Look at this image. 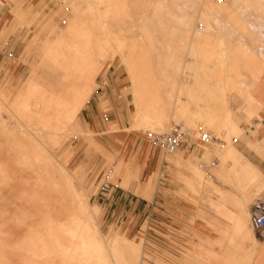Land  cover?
Masks as SVG:
<instances>
[{"label":"rangeland","instance_id":"rangeland-1","mask_svg":"<svg viewBox=\"0 0 264 264\" xmlns=\"http://www.w3.org/2000/svg\"><path fill=\"white\" fill-rule=\"evenodd\" d=\"M202 1L123 0V3L126 5V15L128 17L126 15H123V18L120 17V19L112 20L107 23L103 20H100L101 22L103 21L105 25L107 24V27L102 30L103 32H109L110 29V31L112 32L110 33V35H114L113 33L119 32V30H121L120 32H122L125 36L121 37L120 40L126 45L128 42H130L131 44H135L136 41H143V36L141 35L142 37H140V34H142V32L140 33V30H142L141 27L143 25L150 31L152 30L151 32L154 33L156 37H154V41L157 43L156 50H154V52H150V55L154 53V55H152L156 56L153 57L151 55L150 58L149 55V60L154 66H156V70L152 71L151 73V78L156 83L155 87L159 91L160 96L163 99L164 106H166V109L168 111H170V109L174 107L173 109H171V112L172 110L174 112V100L176 96L183 95V99L179 102V104H186V101H184V97L186 95H191L196 99L193 110L196 114H202L203 116L201 115L202 117H199L196 115V118L193 119V116H191L190 118L189 116H177L178 118H176V116L174 115L175 118L173 119L171 117L167 122L168 124L166 123V125L163 127L164 129L156 128L154 123L151 122V124L150 121L148 122L150 124H143L146 128L140 127L141 129L137 128L138 130L131 129L130 127L134 124V122L136 121L135 118L137 117L136 103L132 91L133 85L131 83V76L127 68H125L126 66L124 65L126 64L123 62V58L121 56H130V54L133 52V48L131 50V46L133 45H130L128 43V45L126 46L123 43L125 46L124 48H122V50L112 47L109 49L108 54L102 59L97 54L96 46L92 45V52H94V55L92 54L93 59L96 56L95 58L97 59V61L100 60V62L98 63L103 66V68L95 77L96 85L94 87V90H92L89 94V97L80 110V113L78 114L76 120H70L68 121L69 123H61V128L57 130L56 135L52 140L53 142H48L49 144L47 143L44 152L41 148L38 149L39 153L42 152L41 155H43V153L46 154L47 156H44L51 159L53 163H57V165L59 162L65 163L67 161L65 163L66 167L73 173L80 176V185L84 189H87L90 193L89 203L92 206H98L95 202V197L97 194H99L98 192L100 187V177L102 172L111 167L114 163H116L114 182L116 183V185H119L121 187L124 186L123 188L125 189H129L144 195L145 192L157 182L156 181L152 184H146L145 182L142 184L139 183L137 171L140 167H138V165L134 166L131 161L128 162V160H130V147L128 148V146H126L125 144L128 143V141L131 139V137H133L134 134H137L139 137H141V143H139L137 147L139 166H148L149 168H151L152 158L160 155V161L162 158V160L164 161V165L162 167V173L160 172L159 176L162 175L164 176V178H168V180L175 182L180 181L184 183V185L188 189L184 191H188L190 195L184 194L183 190H180V192L183 195L189 197L192 202H195L194 194H199L201 184L204 182L212 184V178L209 174L210 172L208 171H212L214 166V172L217 168V165H223L222 160L225 163H228L227 159L233 156V153L228 154V156L224 155L222 144L229 140V136L231 140L234 137L238 138V140H242L241 138H243L246 130L252 133V131L250 130V126L253 125L256 126V128L258 127L259 124L255 123L253 120L256 117H259V108L257 109L256 113L252 114V116L248 114V111L246 110V108L248 107V103L242 93H245L247 89L246 87H248L251 84L250 82H252L251 72L258 71L255 65L264 64V13H262L264 11V0H211V7H208V4L206 5V3ZM258 1H261V3H259ZM21 2L23 7L26 8V11L21 14L20 19L28 22V25L16 22L15 32L11 33L5 40H0V87L6 88L3 91L0 90V95L3 96L2 98L5 97V99H2L0 96V100L4 102L3 104L0 103V123L2 124L3 121L1 120H4L5 123L3 124H7L6 122H8L10 124L9 126L12 129L14 128L15 130L19 131H12V135H16L17 133V135H27L30 144L32 143V148H28L27 151L33 152L34 146H37V142L32 140V138L34 137L33 135L34 133H36V135L39 133L40 135L38 134V136L41 137L42 132L33 130L35 127H37L33 122L34 118L30 119L27 115H24L22 113L17 114L14 113L15 111L11 112L9 110L11 108L10 104H12V102H21L19 101L21 99L17 98H22V96L25 95V92L27 93V91H25V86L29 81V78L32 75L33 71L38 72L36 76L37 79L40 78L39 75H42L44 79L52 80L58 83L60 88L53 89V92L56 96H58L62 92V88L64 89L68 86V83L65 82L56 73H53L52 70H43L41 68L42 63L46 60V49L48 46L50 47L56 44L53 43L54 41L58 42L59 37H61L59 33H61V35L62 33H64V31L66 30L65 28L68 26L67 23L75 14H78L81 18L80 25L85 26L87 21H89V17L93 16L94 10L92 9H94V6H97V3L96 0H21ZM88 6L92 8L90 9ZM10 10V0H3L2 2H0V29L5 14L7 12H10ZM228 10L231 12L232 10H234L233 15H239V17L242 18L241 22L240 20H237L238 22L233 19L231 20V12H229ZM87 12H89L90 14ZM128 12H130L132 15H128ZM207 12L210 13L208 14ZM203 13H205L206 15ZM188 14L196 15L199 17L194 23V27L196 26L195 28L199 32L193 35L194 43H192L191 45H187L184 42L187 39V26L185 27V20L187 19V17H189L187 16ZM202 14L205 17L207 16L204 21L206 19L209 20L206 23L204 22V28L199 27L200 23H203L201 17ZM11 21H15L14 16H12ZM239 22L242 23L241 26H243V28L240 27ZM116 23H118V25ZM124 27L126 29H124ZM130 30H133V32ZM126 32L127 36H129L130 33H133L131 35L133 38L131 36L130 38L126 37ZM158 33L161 35H159ZM103 35L101 34V37L99 39L104 38ZM32 38H36L35 44L38 45L37 47L39 48V50L37 51V55L31 53L27 56L26 60H24L22 54L25 45ZM95 39L96 38H94L93 41H95ZM237 42H241L244 44L243 47L245 52H238L236 54L233 53V49L236 46ZM201 45H207L213 51H216L210 59L211 64L215 65L211 69L204 70L201 67V58L197 53V50ZM221 48H227L228 53H225L223 55L222 51H220ZM249 51H252V54L254 56V59L252 60L249 57ZM113 54L114 56L111 59ZM222 56L225 59L224 62L227 61V63H230L232 61H236L242 65L240 68V72L242 74L240 79L242 80L239 81V83L237 84L238 86L234 87V89L229 92V99L224 102L225 104H227V107L232 106L230 109L235 114L236 121L239 122L243 120L240 122V126L242 127L241 129L243 132L239 130V135L234 132L236 134L234 137L232 136L234 134L230 131V127L221 126L223 118H220L219 120L216 115V113L218 112H224V108L222 109V107L224 106L220 105L221 103L214 99L216 94L219 92V87L215 84L216 80L218 78H223L224 73L227 72L225 68H221L220 66H218L220 57ZM251 64L255 66V69L252 68L253 66H251ZM246 65H249V68L246 67ZM207 74L210 75V80L204 78V76ZM22 93L24 95H21ZM207 95H209L208 100L206 98ZM25 97L26 95L24 96V98ZM37 97L38 96H35V100L41 99L40 97L39 99ZM24 98H22V101ZM32 98L34 99V97ZM32 98L31 101L33 100ZM172 98H174V100ZM25 100L26 99H24V101ZM92 105L96 106L95 113L94 115L88 116L87 111H90V107ZM205 109L211 111L208 113L207 117H205V115L203 114ZM58 110L63 111L60 109ZM14 116L17 118H15ZM208 118L210 119V121ZM94 119L97 122H104L105 120L106 124L108 122H111L107 132L117 139V141L121 145L120 148L114 147L108 149L103 146L102 143H100V141H104V136L106 135L103 132H100V126H98V124L95 125L92 122L94 121ZM60 121H62V119H60ZM77 122H80L82 124L81 130L76 127ZM175 122H179L183 126L188 128L191 134L190 141L193 142V144L188 150L181 147V150L178 153L173 154L167 153L161 147L156 146L152 141L151 135L153 133H160L169 130L171 125ZM4 126V130L0 129V168H4L5 166L4 169H6V172H0V212L4 211V214L2 216L0 214V221L5 225L11 223L18 224V228L14 229L17 235L15 239L17 242H22L27 239L29 234L36 235L41 233V230H43L42 233L46 232V229L43 227V223L47 220L50 210L48 202H50L51 199H54V197L59 198V194L55 190H52L48 186L47 182H39L37 185V189L40 192L43 191L42 193H44L45 195H43V198H40L39 200H33L29 197L21 198L19 196L18 193L20 191L22 192L26 187L31 186L32 182L26 179L28 174L23 171L24 168H28V164L26 165V163H23V160H21V151L19 150V152L17 150L18 154L16 155V150L12 147L15 150L14 151L11 147L9 148L8 144H5L8 142V135L6 136L5 134L8 131L7 126ZM73 127H75V130L77 132ZM151 127L155 130L151 129ZM201 128L204 129V132H210L218 139H212L206 142L201 141ZM239 131L237 132L239 133ZM20 132L22 134H20ZM58 134H60V136ZM234 144L235 142L233 140L232 145L235 146ZM196 151H198V159L196 160L198 166H195V168L191 164V166H182L181 164L184 165V162H186L187 160L197 165L193 157ZM217 152H221L222 160L218 156ZM205 154L207 155L205 156ZM12 155H14L15 159ZM200 155H202V158ZM216 158L218 162L217 164H213L216 162ZM57 165L52 164L51 166L53 168H57ZM126 166H130L133 177L127 174L126 171H124ZM33 167H41L42 169L47 168L43 165L37 166V164H35V166ZM117 168L120 175L117 172ZM122 169L128 176L124 174ZM195 170H197V174L195 173ZM15 174H19L20 177H15ZM196 175L198 176V180H195ZM215 178L218 179L223 185H226L223 177L215 176ZM218 189L220 188H214L213 190L214 195H216L217 197L216 199L208 197V199L203 200V202H207L208 200L209 204L208 202L207 204L213 214H207L205 212L203 213H205L208 217H216L217 222L219 223V227L229 228L227 226L229 225V223L221 215H219L213 205L214 202L216 203L221 201L220 195L218 194ZM263 192L264 184L262 185V190L259 192V195L253 196L252 198L248 199V211H250L249 207L252 202L255 201L257 197L261 196ZM35 207L37 210L35 209ZM237 207L238 204H236L235 208ZM220 209L224 210L223 213L230 212L229 208L225 206H220ZM101 214L99 207L96 219L99 222V229L101 234L105 235L109 243H111L115 238L123 236L129 240L140 239L138 237H129L124 235L121 229L116 228L115 230H109L106 227L104 221H102ZM249 218L250 214L248 217V223H250ZM205 223L214 230L213 226H211L207 222ZM215 226L218 230L219 238L221 240H224L225 242L227 240L226 236L221 233V228H219L217 225ZM7 228L8 227H5V229ZM35 228H38V230H36ZM215 233L217 234V232ZM0 235V264H10L12 261H16L17 259L13 256L8 243L5 242L6 234L0 232ZM141 239L143 241L141 245L143 252L141 264H216L215 261H217L218 264H222V261L217 256L211 257L212 248L209 244V241L207 243H199L200 239L198 238L196 248L198 247L199 252L203 255V257L201 255L199 256L201 259H196L197 255L194 254L193 258H191V261L187 259L182 260L181 262L174 256H171L167 253L152 254L151 252H149V248L144 239ZM204 239L210 240L211 238L204 237ZM256 245L257 242L248 241L245 244V252L247 251L246 253L248 254L253 253ZM215 249L218 250L217 247H215ZM19 252L23 253V251Z\"/></svg>","mask_w":264,"mask_h":264},{"label":"bare ground","instance_id":"bare-ground-1","mask_svg":"<svg viewBox=\"0 0 264 264\" xmlns=\"http://www.w3.org/2000/svg\"><path fill=\"white\" fill-rule=\"evenodd\" d=\"M203 1L206 3V5L208 4L207 5L208 7L212 6L211 0H203ZM96 3H97V6L96 7L94 6V9H92L94 10L93 12L94 14L93 16L89 15L91 17L88 16L89 21H87L85 26L80 25L81 18L78 14H75L72 17V19L68 22L70 24L67 23L68 26L67 25L66 26L68 28L66 27L65 31L63 30L64 28L62 29L64 33H62V35L61 33H59L61 37H59L58 42H55V41L53 42L56 44L52 45L48 52V56L50 58H52L55 62L59 63L61 66H63L66 69L67 71L66 77L71 83V90L73 91L82 90L83 95H80V97L78 95L77 97V93H75L74 98H73L74 101L73 102L69 101L68 103H66L67 108H65L63 111H59L58 109L60 108L58 107L65 103H57V102L54 103L55 98L54 99L50 98L51 94L50 96H48L44 92L41 93L40 92L41 90L35 87L33 82L28 83V85L25 87V91H27V93L25 92L26 97L24 98L25 95L23 93L21 94V95H24L22 96V98L26 100L24 101L23 99L22 101V98L18 97L17 99H21L19 100L21 102H18V103L16 102L17 104L12 102L13 105L10 104L11 108L9 110L11 112L15 111L14 113H17V114L22 113L24 115H27L30 119L34 118L33 122L37 127H35L33 130L42 132L41 137L38 136L39 133L37 135L36 133H34L33 135L34 137L32 138V140L37 142V146H34L33 152L27 151L28 148H32V143L30 144L27 135L25 136L17 135L18 134L17 132H16L17 133L16 135H12L11 134L12 131L15 132L18 130H15L14 128L12 129L9 126L10 124L8 122H6L7 124H3L5 123L4 120H1L3 121L2 124L0 123L1 125L0 129L4 130L5 129L4 125L7 126L8 132L5 134L6 136L8 135L7 136L8 142L5 144L6 145L8 144L9 148L13 147L16 150L15 151L12 148L15 151L16 155L18 154L17 152L20 150L21 152L20 151L19 152L21 154V157L20 156L19 157L22 158L21 160H23V163H26V165L28 164L27 166L28 168L27 169L24 168L23 171H25L28 174L26 179L32 182V185L26 187L22 192L20 191L18 193L19 196L21 198L29 197L33 200H39L40 198H43V195H44V193H42L43 191L40 192L37 189V185L39 182L40 183L47 182L48 186L59 194V198L54 197V199H51V201L48 202V206L50 210L48 213L47 220L45 219L46 221L43 223V227L46 229L45 233H42L43 230H41L42 231L41 233L36 234V235L29 234L27 239H25L22 242H17L15 239L17 235L14 229L18 228V224L11 223V224L5 225L0 221V232H3L4 234H6L5 242L8 243L13 253V256L17 259L16 261H12L10 264H141L142 253H143L142 246H141L143 243L142 239L140 238L136 240H129L123 236V237H117L111 243H109L105 235L101 234L100 229H99V222L96 219V215L98 213L99 207L98 206L94 207L89 203L90 193L88 192L87 189H84L80 185V176L78 174L73 173L71 170H69L66 167L65 163L67 161L65 163H61L57 161L59 162L57 165V163H53L51 159L46 158L44 156L46 154L43 153V155H41L42 152L41 153L38 152L39 148H41L44 152V149L46 148L47 143L53 142L52 140L54 136L56 135L57 130L61 128V123H67L70 120H74L75 116L77 115V113L79 112L80 108L83 105V102H84L83 100L89 97V94L91 93V91L94 90V87L96 85L95 77L98 74V72L103 68V66L100 63H98L100 62V60L97 61V59L95 58L96 56L93 59L92 54L94 55V52H92V49H93L92 45L96 46L97 54L98 56L101 57V59L104 58L108 54V51L110 48L114 47V48H118L119 50H122V48H124V46L126 45L123 42L125 44L124 45L122 41L120 40L121 37L125 36L122 32H120L121 30H119V32L113 33L114 35H110V33H112L110 29H109V32L102 31L103 29H105V27H107V24L105 25L103 21L107 23L112 20L120 19V17L127 14L126 5L123 3V0L122 1L121 0H96ZM259 3H261V1ZM233 12L234 10H232V12L230 13L231 20L232 19L236 20V22H238L237 20H240L241 22L242 18L239 17V15L238 16L233 15ZM128 13H129L128 15L131 14L130 12ZM262 13H264V11ZM203 14L202 16L200 15L202 17L203 23H200L199 27L204 28V22L206 23L209 20L206 19L204 21V19L207 18V16L205 17L203 16ZM187 16H189L185 20V23H186L185 27L187 26L186 28L187 36L186 34L185 36L187 37V39L184 42L187 45H191L192 43H194L193 35L199 32L198 30H196L195 28L196 26L194 27L195 25L194 23L196 19L199 17L196 15H191V14L190 15L188 14ZM100 20H103V21L101 22ZM116 24L118 25V23ZM241 24L242 23H240L239 25L241 28H243ZM141 28L142 30H140V33L142 32V34H140V37L143 36L142 37L143 41L142 42L136 41L135 44H131L130 42H128L130 45H133L131 46V50L133 48V52L130 54V56L127 55L128 57L121 56L123 58V62L126 64L124 66H126L125 68H127L131 76V83L133 85L132 91H133V96H134L135 103H136V113H137L136 116L137 117L135 118L136 121L134 122L133 125H131L130 128L133 130L137 128L139 129L146 128L143 124H147L150 121V123L151 122L154 123L156 128L164 129L163 127L166 125V123L169 121L171 117L173 119L175 118V116L176 118H178L177 116H180V117L189 116V118L193 116L194 117L193 119L196 118L195 117L196 115L200 117L202 114H196L195 111L193 110L196 99L195 97L191 95H186L188 97L186 96L184 97L185 98L184 101H186V104H179V102L183 99V95H177L175 100L174 98H172L175 103L174 112L172 110L173 114L171 112V109L174 108L173 106H172L173 108L169 107L171 108L170 111H168L166 109V106H164L163 99L161 98L159 91L155 87L156 83L151 78L152 71L156 70V66H154L149 60L151 58V55L152 54L154 55V53L150 55V52H154V50H156L157 42L154 41L155 35L154 33L151 32L152 30L150 31L144 25ZM124 29L126 28L124 27ZM130 31L133 32V30H130ZM101 34L102 35L104 34L103 35L104 38L99 39L101 37ZM132 34L133 33H130V35L127 36V32H126V37L130 38ZM94 38H96L95 41H93ZM243 46H244L243 43L237 42L236 46L233 49V53L236 54L238 52H241V53L245 52ZM220 51H222L223 55L225 53L226 54L228 53L227 48H221ZM215 52L216 51H213L207 45L199 46L197 53L199 54L201 58L202 69L208 70L215 66L211 64L210 62V59L215 54ZM249 54H250L249 57L251 58V60L254 59L252 51H249ZM149 55H150V58H149ZM113 56L114 54L112 55L111 59L113 58ZM224 60L225 59L223 56L220 57L218 66H220L221 68H225L227 72L225 71L226 73H224L223 78H218L216 80L215 84L219 87V92L214 97L215 100L221 103L220 105L224 106L222 107V109L224 108V112H218L216 113V115L219 120L220 118L221 119L223 118L222 119L223 122L221 126L230 127V131L234 134L232 135L234 137L236 134L238 135L240 134V131H242L241 129L242 127L240 126V123H238L235 120V114L230 109L232 106L227 107V104H225L224 102L229 99V95H230L229 92L233 90L234 87L238 86L237 84L239 83L240 80H242L240 79L242 75L240 72V68L242 65L236 61L227 63V61L224 62ZM251 66L253 65L251 64ZM255 66L257 67L258 71L251 72L252 82H250L251 84L248 87H246L247 89L245 93L244 94L242 93V95L245 96L244 98L248 103V107L246 108V110L248 111V114H250L251 116L253 113H256L257 109L259 108V104L257 103V101L254 99V97L251 94V89H252V86L255 84V82L259 79V76L264 72V64L263 65L256 64ZM255 66H253L252 68L255 69ZM246 67L249 68V65H246ZM207 75H205L204 78L207 80H210L211 79L210 75L209 74ZM44 91L47 92L45 89ZM0 96L1 98L3 97L2 95ZM35 96H38L37 97L38 99L40 97L42 100L41 99L35 100ZM32 97H34V99ZM31 98L33 99L32 101H31ZM206 98L208 100L209 95H207ZM2 99H5V97ZM0 101H1L0 103L2 104L4 103L2 102V100ZM209 112L211 111L208 109L204 110L203 114L205 115V117H207ZM60 119H62V121H60ZM175 123H179V122H175ZM179 124L182 126L183 129H185L186 132H188V134H190L188 128L183 126L181 123ZM69 128H68V131H69ZM73 128L75 130V127ZM151 129L153 128L151 127ZM200 130L204 132L203 128H201ZM237 131H239V133ZM234 132H236V134ZM20 134L22 133L20 132ZM58 135L60 136V134ZM234 139L237 140L238 138L234 137L231 140L229 136V140L225 139L227 141L222 144V148L224 151L223 153L225 156H228V154H232L234 152L235 147L232 145V141ZM125 145L128 146L129 148L130 140ZM180 150L181 149L174 151L173 154L178 153ZM12 156L14 157V155ZM158 157L160 159V155ZM21 160H18V161H21ZM129 161L130 160H128V162ZM35 164H37V166L43 165L47 168L42 169L40 167L41 168L40 169L38 167H33L35 166ZM52 164L54 165L56 164L58 167L53 168L51 166ZM112 165L115 166V173H116V163ZM4 168L1 167L0 172L2 173L6 172V169ZM124 171H126V173L129 174L130 176L133 175L131 172L130 166H126ZM117 172H118V168H117ZM127 174L125 175L128 176ZM15 177L19 178L20 176L19 174H15ZM158 177H159V173L154 172L153 174L150 175V177H148L145 180V183L152 184L158 180ZM229 195H231V199L238 204V207L234 209L235 210L234 217L219 213V215H221L229 223V225H227L229 228H223L224 230L229 231L228 236L225 235L227 238L226 240L227 242L225 241V243L227 244L225 245L228 246L227 247L228 249L226 250H229L227 251L228 253L225 250V257H224L225 264H250L252 263L251 260H253L252 259L253 254L252 253L248 254L246 253L247 251L245 252L246 250L244 247L245 238L243 234L249 224L248 217H249L250 211H248V199L242 196L240 193L239 194L231 193ZM0 214L2 216L4 214V211H1ZM5 227H8V228L5 229ZM33 228H32V231H33ZM36 230H38V228ZM19 251H23V253H20ZM200 255L203 257L201 253L197 255L196 259L198 260L201 259L199 257Z\"/></svg>","mask_w":264,"mask_h":264},{"label":"crops","instance_id":"crops-1","mask_svg":"<svg viewBox=\"0 0 264 264\" xmlns=\"http://www.w3.org/2000/svg\"><path fill=\"white\" fill-rule=\"evenodd\" d=\"M2 1L3 0H0V2ZM10 4L11 10L5 14L0 29V40H5L11 33L15 32L16 22H20L21 24L28 23L20 19L21 14L26 11V8L23 7L21 0H10ZM12 16H14L15 21H11ZM35 43L36 38H32L25 45L22 54L24 60H26L27 56L31 53L37 55L39 48ZM50 48L51 46H48L46 49V60L42 63L41 68L43 70H52L53 73H56L65 82H67L68 86L64 89L62 88V92L56 96L53 89L60 88L58 83L52 80L44 79L42 75H39L40 78L37 79L36 76L38 72L36 71H33L26 86L29 82H33L34 86L41 90V93L44 92L48 96L51 94L50 98H55L54 103H65L58 107L64 110L67 108L66 103L74 101V94L77 93V97L78 95L80 97V95H83V91L71 90V83L66 77V69L48 56ZM5 89L6 88L4 87H0V90L2 91ZM44 89L47 92H45ZM251 94L259 104V117H256L253 120L255 123L259 124L258 127L256 128V126L252 125L250 126L252 133L246 130L243 138H241L242 140L234 139L235 150L233 152V156L227 159L228 163H225L222 160L221 152H217L223 165H217L214 172V166L212 171H208L210 172L209 174L212 178V184L207 182L201 184L199 194H194L195 202H192L189 197L180 192V190L184 191L187 189L184 183L180 181L175 182L168 180V178H164L162 175H160L157 182L145 192L144 195L146 196L116 185L113 189L111 199L107 200L101 194H97L95 197V202L100 207V214L102 212V221H104L106 227L109 230H115L116 228L121 229L124 235L129 237L143 238L149 248V252L152 254L167 253L174 256L181 262L182 260L187 259L191 261L194 254H201L199 252V248H196L198 238L200 239L199 243H207L208 240L204 239V237H209L211 238L209 240V244L212 248L211 257L217 256L222 261V264H224V254L225 250L228 249V246L225 245L227 243H225L224 240L219 238L218 230L215 226L219 225L216 217L206 216L205 213L213 214V212L208 206V200V204L207 202H203V200L208 199V197L216 199L217 197L214 195L213 190L214 188H220L218 189V194L220 195L221 201L216 203L214 202L213 205L218 213L234 217V209L237 203L231 199V195L229 194L240 193L242 196L249 199L253 196L259 195V192L262 190V185L264 184V72L259 76V79L253 85ZM87 99L88 97L83 101L86 102ZM95 108L96 106L93 105L90 107V111H87L88 116L94 115ZM80 110L75 116L74 121L80 113ZM241 121L237 122L240 123ZM92 122L95 125L98 124V126H100V132H103L106 135L104 136V141H100L103 146L108 149L114 147L120 148L121 145L117 139L107 132L111 122L106 124L105 120L104 122H97L95 119ZM76 127L81 130L82 124L77 122ZM139 143H141V137L134 134L130 139L129 158L134 166L138 165V167H140L137 171L138 182L142 184L145 182L147 177H150V175L154 172L162 173L164 161L162 159V161H160L159 157L156 156L151 160V168L148 166H139L137 156V147ZM206 155L207 154H205V156ZM200 156L202 158V155ZM193 157L196 162L198 159V151L195 152ZM217 162L218 160L216 158V162L214 164H217ZM184 163V165H181L198 166L197 162V165H195V163H191L188 160ZM195 173L197 174V170H195ZM215 176L223 177L226 185H223L215 178ZM195 180H198L197 175ZM184 194L190 195L188 191H184ZM253 203L254 201L252 204ZM252 204L249 207L250 212ZM220 206L228 207L230 212L223 213L224 210L220 209ZM205 222L213 226L215 231ZM220 231L226 236L229 234V231H226L223 228H221ZM215 232H217V234ZM252 233L255 236H253ZM243 234L245 238L244 247L248 241L257 242L255 247L256 251L254 250L252 253L253 260H251L252 263L250 264H264V234L259 231L253 232L250 227V223ZM215 247H217L218 250H216ZM227 251L229 250H226V252ZM215 262L218 264L217 261Z\"/></svg>","mask_w":264,"mask_h":264},{"label":"built area","instance_id":"built-area-1","mask_svg":"<svg viewBox=\"0 0 264 264\" xmlns=\"http://www.w3.org/2000/svg\"><path fill=\"white\" fill-rule=\"evenodd\" d=\"M201 133V141L206 142L212 139H218L213 136L210 132ZM153 143L161 147L167 153H173L181 147L189 149L193 142L190 141V134L186 132L179 123H173L169 130L160 133H153L151 135ZM214 164V163H213ZM115 166L104 170L100 177L99 194L105 199L109 200L112 197L113 189L116 187L114 182ZM250 225L254 231H259L264 234V192L259 196L252 204L250 212Z\"/></svg>","mask_w":264,"mask_h":264}]
</instances>
